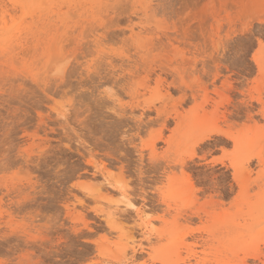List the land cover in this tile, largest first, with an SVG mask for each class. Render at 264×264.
Here are the masks:
<instances>
[{
  "label": "rangeland",
  "instance_id": "374dc122",
  "mask_svg": "<svg viewBox=\"0 0 264 264\" xmlns=\"http://www.w3.org/2000/svg\"><path fill=\"white\" fill-rule=\"evenodd\" d=\"M0 264H264V0H0Z\"/></svg>",
  "mask_w": 264,
  "mask_h": 264
},
{
  "label": "bare ground",
  "instance_id": "6f19581e",
  "mask_svg": "<svg viewBox=\"0 0 264 264\" xmlns=\"http://www.w3.org/2000/svg\"><path fill=\"white\" fill-rule=\"evenodd\" d=\"M212 132H214V131H212ZM231 190V189H230ZM104 196V195H103ZM127 206H130V204H129V202L126 204ZM114 209V208H113ZM114 213V212H113ZM111 214V213H110ZM115 215V214H114ZM113 216V214L112 215H110V217H112ZM114 217V216H113ZM115 219V218H114Z\"/></svg>",
  "mask_w": 264,
  "mask_h": 264
}]
</instances>
